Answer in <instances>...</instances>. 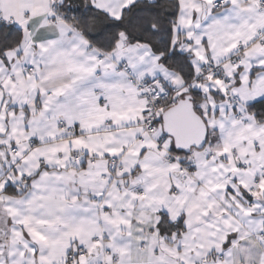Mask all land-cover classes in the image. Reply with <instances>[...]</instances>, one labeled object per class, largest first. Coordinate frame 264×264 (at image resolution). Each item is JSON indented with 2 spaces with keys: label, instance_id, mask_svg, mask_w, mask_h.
Instances as JSON below:
<instances>
[{
  "label": "snow or ice",
  "instance_id": "obj_1",
  "mask_svg": "<svg viewBox=\"0 0 264 264\" xmlns=\"http://www.w3.org/2000/svg\"><path fill=\"white\" fill-rule=\"evenodd\" d=\"M0 264H264V0H0Z\"/></svg>",
  "mask_w": 264,
  "mask_h": 264
}]
</instances>
